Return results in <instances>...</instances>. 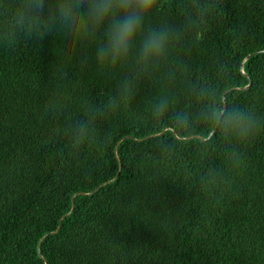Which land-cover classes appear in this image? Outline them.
<instances>
[{
  "label": "trees",
  "instance_id": "1",
  "mask_svg": "<svg viewBox=\"0 0 264 264\" xmlns=\"http://www.w3.org/2000/svg\"><path fill=\"white\" fill-rule=\"evenodd\" d=\"M14 3L0 8V264H264V134L238 145L195 120L209 90L264 115V0H161L147 23L176 39L124 100L127 68L98 69L94 46L69 60L59 33L28 40ZM178 110L194 117L184 134Z\"/></svg>",
  "mask_w": 264,
  "mask_h": 264
},
{
  "label": "clouds",
  "instance_id": "2",
  "mask_svg": "<svg viewBox=\"0 0 264 264\" xmlns=\"http://www.w3.org/2000/svg\"><path fill=\"white\" fill-rule=\"evenodd\" d=\"M161 0H15L13 23L25 30L27 39L43 40L46 36L59 33L61 45L65 46L72 59L77 48L95 47L98 69L114 71L128 69L120 82L117 95L130 99L137 84L166 59L176 39L172 26H151L147 23L154 11L161 8ZM3 0H0V8ZM81 63H86V57ZM203 107L195 114V120L207 125L205 135L219 134L223 139L238 145L247 144L264 134V115L250 107H236L229 101H219L215 91H202ZM116 106L96 109L93 119L102 118ZM171 107L170 99L159 95L150 101L154 118L164 117ZM177 131L187 132L194 122L192 114L178 110L173 114ZM78 133L87 130L86 121H77Z\"/></svg>",
  "mask_w": 264,
  "mask_h": 264
},
{
  "label": "water",
  "instance_id": "3",
  "mask_svg": "<svg viewBox=\"0 0 264 264\" xmlns=\"http://www.w3.org/2000/svg\"><path fill=\"white\" fill-rule=\"evenodd\" d=\"M97 189V188H96ZM72 208V207H71Z\"/></svg>",
  "mask_w": 264,
  "mask_h": 264
}]
</instances>
